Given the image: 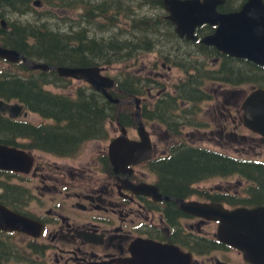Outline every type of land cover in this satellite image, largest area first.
<instances>
[{"label": "flooded vegetation", "instance_id": "af4514ba", "mask_svg": "<svg viewBox=\"0 0 264 264\" xmlns=\"http://www.w3.org/2000/svg\"><path fill=\"white\" fill-rule=\"evenodd\" d=\"M103 1L100 0L101 3ZM245 1L239 0L235 5L231 0H224L217 11H237ZM152 2L149 0V4ZM157 2L159 6L162 5L158 7L161 8L162 17H152V27L158 32H162L163 28L164 32H157V39H146L136 46L132 39L126 42L128 44L117 42L119 47L127 49V60L133 59L128 64V71H118L116 75L109 73V68L111 70L112 65L118 62L116 53H104V57L101 54L85 56L89 60L88 65L78 66L101 68L102 75L115 81V85L107 91L113 98L120 99V103L112 102L101 90L84 80L77 81L82 85L71 90L65 86L56 87L61 91L59 93L68 94L69 98H75L78 93L92 99L94 108L105 109L100 114L106 118L102 135L85 140L81 145H69L68 140L63 146H52L49 143L37 146L34 137L22 136L20 131L16 132L10 126H47L49 129H57V132L61 130L63 122L45 120L39 115L42 120L32 121L29 118L33 112L25 105L17 119L0 113V145L25 151L33 157L29 172L0 168V205L30 219L38 226L32 232L0 229V264H254L246 259L243 251L218 240V221L184 212L176 200L216 203L229 210L239 207L252 209L264 206V203L249 202L250 195L247 192L244 198H239L219 188L200 191L195 187L210 182V178L193 184L192 194H189L190 188L184 194L175 193L176 190H172L169 184L171 179L167 180L162 169L165 163L172 161V155L178 156L182 149L215 151L193 143L197 139L210 143V127L217 128L214 131L223 141L222 145L232 147L235 153H247L246 149L254 152V149L264 144L260 136L249 131L243 124L241 105L247 95L243 100L240 97L239 104L235 96L240 91L234 90L242 85L231 86L224 82L210 81V75H230L226 71L231 67H238L245 73V64L249 61L231 57L201 42V39L214 33L215 26L197 28L198 40L179 36L175 26L168 20L165 0ZM111 15L113 19L109 21ZM122 16L118 18L129 19L125 23V30L131 32L133 8H128L126 15ZM91 17L94 18L93 23ZM115 20V8L105 15L99 10L91 12L83 9L79 15L81 29L87 32L90 39L94 38L96 44L102 42L95 26L100 31L107 25L110 28L120 27L122 24ZM126 32L120 29L119 35H126ZM140 51H145L144 55L148 57L154 56L142 68H138L137 63L141 58L142 65L146 57L136 55ZM34 59L45 62L43 59ZM5 74V67H1L0 75ZM119 75H134L137 79L129 78L127 83L130 88L122 89L119 88ZM170 75H181L173 86V92L167 90L164 83V80L172 79ZM207 82L222 88L219 92L224 97L223 101L210 94V89L204 88ZM134 83L140 88L139 95H132L131 87ZM198 85L201 87L198 88ZM228 86L233 90L228 91L225 88ZM195 91L204 96L196 99ZM137 98L141 99L142 121L150 134L152 157L136 164L126 163L122 169L117 170L110 155V146L123 136V129L129 140L141 141L135 117L137 104L133 102ZM171 100L175 101L173 108L167 109L168 113H165L163 103ZM131 107L134 112H131ZM123 116L125 120H121ZM108 126L117 136L111 137ZM172 126L180 129L179 134L171 135ZM133 127L137 131V137L134 138L130 136ZM188 128L194 130L186 131ZM154 136L159 143L164 142L163 150L159 148ZM88 143H93L92 151L82 156ZM234 144L247 147H240L236 151ZM227 156L255 160L250 157ZM229 197L237 203L228 202ZM224 204L234 208H227ZM210 226L215 230L211 231Z\"/></svg>", "mask_w": 264, "mask_h": 264}, {"label": "trees", "instance_id": "16d2710c", "mask_svg": "<svg viewBox=\"0 0 264 264\" xmlns=\"http://www.w3.org/2000/svg\"><path fill=\"white\" fill-rule=\"evenodd\" d=\"M35 1L37 0H0V9L13 14L26 15L35 10L33 5ZM40 1L50 7V10L67 9L72 13H78V11L85 9L91 12L99 10L102 15H105L115 8L117 20L114 22H118V17L121 14H123L122 17L126 15L127 9L132 7L133 1L138 2L141 6L149 4V0H105L102 3L100 0L98 2H95L97 0H86V2L83 0ZM155 1L157 2V0ZM46 18H39L35 22L45 21ZM93 19V17L90 18L91 23H93ZM108 19L112 21L113 16H109ZM44 21L36 24L8 22L7 29H4L0 22L2 45L16 49L29 59H43L47 64L55 67L86 66L89 60H86L85 56L89 55L100 56L101 54L104 57L106 56L104 53H116L118 57L127 56V49L119 47L117 42L125 44L131 35L129 39L120 35L107 39L108 33L105 31L110 29L108 25L101 31L103 32V39L100 40L102 43L96 44V40L90 39L80 25L72 27L70 31H63L61 28H55ZM149 22L154 24L153 19L133 17L132 32L135 35L132 41L135 46L140 41L153 39L147 38L151 35L150 30L145 27L146 23ZM238 70L240 72H237ZM15 71H24L28 75L26 77L25 75H16ZM226 72L230 75H210V81L224 82L231 86L250 83L253 84L254 88L264 89V69L258 68L250 62L245 64V73L238 67H231ZM123 76L124 78L119 80V88H130L127 83L128 75ZM67 81L69 80L60 78L54 70L49 71V73L40 71L38 74L35 72L31 74L23 63L11 64L9 72L0 76V99L8 102L18 101L41 118L45 120L55 119L63 122V126L57 132H55L57 129H49L47 126L34 128L26 125H12L10 128L16 132L20 131L22 136L34 137L37 146L43 145V143L63 146L68 143V140L70 141L69 145L74 143L81 145L85 140L96 139L102 135L101 130L105 126L106 118L100 114H103L105 109L94 108V101L81 94L77 93L75 98H69L68 94L53 93L46 89L47 84L68 88V86L63 85ZM200 87L201 85H198V88ZM131 89H133L132 95H139L140 88L137 84ZM195 95L196 99H201L204 96L198 91L194 92ZM174 102L171 100L163 103L162 109H165V113H168L167 109L173 108ZM108 105L111 106V104ZM121 120H125L124 116L121 117ZM179 131L180 129L174 126L170 129L173 136L179 134ZM49 138L51 139L49 140ZM172 157V161L165 163L162 169L165 171L167 180L171 179L169 184L172 185V190H176L175 193L184 194L186 189L190 188L189 194H192L191 186L195 183L212 177H228L232 174H238L250 184L247 190L250 195L248 201L255 204L264 202V163L262 162L236 159L223 153L208 152L203 149H182L178 156L172 155ZM227 200L231 204L237 203L234 198L229 197Z\"/></svg>", "mask_w": 264, "mask_h": 264}, {"label": "water", "instance_id": "95a60500", "mask_svg": "<svg viewBox=\"0 0 264 264\" xmlns=\"http://www.w3.org/2000/svg\"><path fill=\"white\" fill-rule=\"evenodd\" d=\"M224 0H165V9L169 13L168 20L175 26L176 32L188 40H198L196 30L204 25L215 26L214 33L201 39L207 46L231 57L245 59L257 66L264 67V3L263 0H246L239 10L220 13L217 7ZM36 6L41 2L36 1ZM7 29L5 20L1 21ZM0 57L11 63L21 60L32 70H55L61 78L84 80L94 88L101 90L112 102L120 103L113 98L107 89L115 85V81L101 74L99 67H55L45 63L29 61L20 52L0 46ZM137 104L136 120L140 142L131 141L123 129V136L117 138L110 146V155L117 170L125 164L139 163L152 157V146L149 131L141 117V99ZM24 106L0 99V113L13 119L19 118ZM243 124L252 133L258 134L264 142V89H253L244 99ZM124 154L123 157L120 155ZM33 165V157L25 151L0 145V168L29 172ZM181 210L211 221H218L217 238L219 241L244 252L246 259L254 264H264V206L252 209L224 208L221 204L201 203L198 201L176 200ZM38 227L30 219L0 205V229L32 232Z\"/></svg>", "mask_w": 264, "mask_h": 264}, {"label": "rangeland", "instance_id": "374dc122", "mask_svg": "<svg viewBox=\"0 0 264 264\" xmlns=\"http://www.w3.org/2000/svg\"><path fill=\"white\" fill-rule=\"evenodd\" d=\"M93 1H95V0H93ZM95 2H97V1H95ZM231 2H233V4H235V3L238 4L239 0H231ZM161 6H159L155 0H153V2L151 4H146L144 6L139 5L138 2H134V1L132 2L133 13H134V16H136L137 18L146 17V19H153L152 17H162L161 8H158ZM35 7H34L35 10L33 12L28 13L26 15L13 14L7 10L0 9V16H2V17H0V20H2V19L5 20V22H7V24H8V22L10 23V22H14V21L17 23H24V24H28V23L36 24V23H42L44 21V20H40L38 22H35L39 18L47 17L45 19V21L48 24H50L51 26H53L55 28H61L63 31H70L72 27L79 25V15H80L81 11H78V13L77 12L72 13L67 9L50 10L49 9L50 7H48L47 5H44L43 3L40 6L35 5ZM128 20L129 19H124V18L123 19L121 18V20L119 19V23H121L122 25L120 27H117V28H110L109 30H106L105 32L108 33L106 38L109 39L110 37H113V38L117 37V36L119 37L120 29H122L126 32L125 23H127ZM152 26H153L152 22L146 23L145 27L148 30H150L149 33L151 34L150 37H147V38H150V39L158 38L157 37L158 33H163L164 29L163 28L161 29L162 32L160 30H159V32H158V30L155 32L154 27H152ZM95 28L99 31V35H100L99 40H102L103 39V32H101L96 26H95ZM130 35H131L130 39H132L135 34L132 31L126 32V35L123 34L122 37L125 36L126 38L129 39ZM144 53H145V51H140L139 53H136V55L146 57L143 59L142 65H141V60H140L141 58L139 59V62L137 63L138 68H142L143 65H148L149 61L154 59V56L148 57V55L147 54L144 55ZM154 54H156V53H154ZM132 60L133 59L127 60V58L123 55L120 56L118 58V62L115 63L114 65H112L111 70L109 68V73L116 75L118 73V71H121V72L128 71V64L131 63ZM1 67H5L6 73L9 72L10 66H8L7 63L1 61L0 62V68ZM15 72H19V71H15ZM0 76H2V75H0ZM179 76H181V75H170V77H172L171 80H164V83L167 87V90L173 92V90H174L173 86H174V84H176L178 82ZM128 77L132 80L137 79V77H135L134 75H128ZM121 78L123 79L124 76L119 75V80ZM63 85L68 86V89L71 90L72 88L79 87L82 84L80 82H77L74 80L73 81L69 80V81L65 82V84H63ZM241 85L242 86L237 87L238 89H234L235 91L236 90L240 91L235 96V100H237V103H239V104H240V101H239L240 97L243 100L244 97L254 88V86H252L253 84L251 85L250 83L249 84L248 83L241 84ZM204 88L210 89V94L217 97L220 101H223L224 97H222V94L220 95V92H219V91H222V88H219V86L217 84L207 82V86H205ZM225 88L228 91L233 90V89H231L232 88L231 86H228ZM47 89L50 91L56 92V93L61 92L59 89H56V87L54 85L48 86ZM155 94H156V92H155ZM150 100L153 101L152 99H150ZM130 110L132 112L134 110V108L131 107ZM29 119L32 121H36V122H37V120H42L39 116H37L34 113L30 115ZM215 129H217V128L210 127V143H208L206 141L204 142L201 139H197V140L193 141V143L197 144V146L203 145L204 147L210 148V150L222 152V153L227 154V155H232V156H236V157H250L251 159H255V160L264 162V144L262 146L260 145V147L258 146V148H256V149H254V152L247 151V149H246L247 153H243L240 151H239V153H235L234 152L235 149L233 150L232 147H228V146H226V144L222 145L223 141H221L219 139L218 135L214 131ZM109 130L111 132V137L117 136V133L114 132L112 129H110V127H109ZM190 130H194V128L186 129V131H190ZM130 136L133 138L137 137L136 127L131 128ZM154 140L159 145V148L161 150H163L164 149L163 148L164 142L159 143V141L157 140V138L155 136H154ZM182 140L187 141L185 138H182ZM248 145H249V143H248ZM92 146H93V143L86 144V146L83 149L82 156L90 153L92 151ZM240 147L244 148V147H247V145L234 144V148H236V151L240 150ZM34 153L42 154L40 152H34ZM46 157L49 158L48 155ZM249 185L250 184L246 180H244L240 175L232 174L228 177H218V176L212 177V178H210V182H203V183L197 184L195 187L197 189H199L200 191H201V189H207V188L208 189L210 188V190H215V189L219 188V189H222V191L226 190L229 193V195L235 194L239 198H244L245 194L248 190ZM213 192H215V191H213ZM213 192H210V193H213ZM224 205L227 208H234L233 206L228 205V204H224ZM210 230L214 231L215 229L212 226H210Z\"/></svg>", "mask_w": 264, "mask_h": 264}, {"label": "bare ground", "instance_id": "6f19581e", "mask_svg": "<svg viewBox=\"0 0 264 264\" xmlns=\"http://www.w3.org/2000/svg\"><path fill=\"white\" fill-rule=\"evenodd\" d=\"M263 3H264V0H263ZM3 20V19H2ZM1 21V20H0ZM141 117H142V112H141ZM240 208V207H239Z\"/></svg>", "mask_w": 264, "mask_h": 264}]
</instances>
